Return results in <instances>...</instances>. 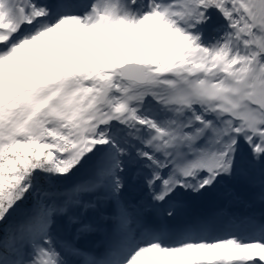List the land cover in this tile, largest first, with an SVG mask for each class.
Here are the masks:
<instances>
[{"label":"snow or ice","instance_id":"1","mask_svg":"<svg viewBox=\"0 0 264 264\" xmlns=\"http://www.w3.org/2000/svg\"><path fill=\"white\" fill-rule=\"evenodd\" d=\"M225 181L264 205V0H0V264H264V210L178 219Z\"/></svg>","mask_w":264,"mask_h":264}]
</instances>
